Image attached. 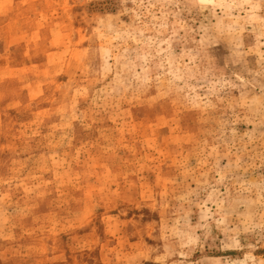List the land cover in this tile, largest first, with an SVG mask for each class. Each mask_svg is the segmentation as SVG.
<instances>
[{
  "label": "rangeland",
  "instance_id": "obj_1",
  "mask_svg": "<svg viewBox=\"0 0 264 264\" xmlns=\"http://www.w3.org/2000/svg\"><path fill=\"white\" fill-rule=\"evenodd\" d=\"M0 264H264V0H0Z\"/></svg>",
  "mask_w": 264,
  "mask_h": 264
}]
</instances>
